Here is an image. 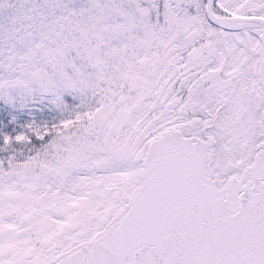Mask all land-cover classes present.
<instances>
[{"label": "snow or ice", "instance_id": "6c2138e0", "mask_svg": "<svg viewBox=\"0 0 264 264\" xmlns=\"http://www.w3.org/2000/svg\"><path fill=\"white\" fill-rule=\"evenodd\" d=\"M0 264H264V0H0Z\"/></svg>", "mask_w": 264, "mask_h": 264}]
</instances>
